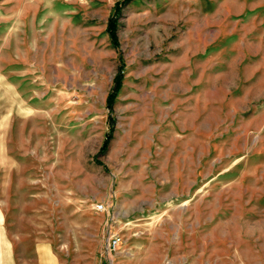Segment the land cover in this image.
I'll list each match as a JSON object with an SVG mask.
<instances>
[{
    "label": "rangeland",
    "instance_id": "374dc122",
    "mask_svg": "<svg viewBox=\"0 0 264 264\" xmlns=\"http://www.w3.org/2000/svg\"><path fill=\"white\" fill-rule=\"evenodd\" d=\"M43 245L264 264V0H0V264Z\"/></svg>",
    "mask_w": 264,
    "mask_h": 264
},
{
    "label": "crops",
    "instance_id": "0c3cea01",
    "mask_svg": "<svg viewBox=\"0 0 264 264\" xmlns=\"http://www.w3.org/2000/svg\"><path fill=\"white\" fill-rule=\"evenodd\" d=\"M118 203H121V201H119ZM126 208L127 209L125 213L122 212L120 214L114 213L116 216L113 215L112 223H114V221L117 222L121 220L128 221L129 219L128 217L130 214H132V211L128 212V204ZM36 258H37V264H57V260L53 257L50 248L46 245L45 246L43 245L39 250V252H37Z\"/></svg>",
    "mask_w": 264,
    "mask_h": 264
},
{
    "label": "built area",
    "instance_id": "2783aa9c",
    "mask_svg": "<svg viewBox=\"0 0 264 264\" xmlns=\"http://www.w3.org/2000/svg\"><path fill=\"white\" fill-rule=\"evenodd\" d=\"M94 210H96L97 212H103L104 206L102 204H96L94 206ZM119 241V237H111V239L108 241V249L111 251H115L119 244Z\"/></svg>",
    "mask_w": 264,
    "mask_h": 264
},
{
    "label": "trees",
    "instance_id": "16d2710c",
    "mask_svg": "<svg viewBox=\"0 0 264 264\" xmlns=\"http://www.w3.org/2000/svg\"><path fill=\"white\" fill-rule=\"evenodd\" d=\"M116 86H117V85H116ZM116 88H117V87H116ZM108 102H109V101H108ZM110 104H111V103L109 102L108 105H110ZM105 146H106V145H105ZM105 146H104V147H105Z\"/></svg>",
    "mask_w": 264,
    "mask_h": 264
}]
</instances>
